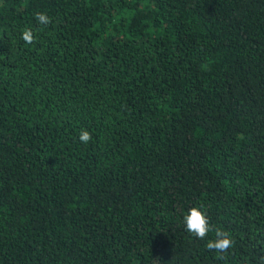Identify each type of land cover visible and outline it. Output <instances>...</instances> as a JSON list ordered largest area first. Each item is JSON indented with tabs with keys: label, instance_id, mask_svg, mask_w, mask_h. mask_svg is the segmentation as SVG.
<instances>
[{
	"label": "trees",
	"instance_id": "trees-1",
	"mask_svg": "<svg viewBox=\"0 0 264 264\" xmlns=\"http://www.w3.org/2000/svg\"><path fill=\"white\" fill-rule=\"evenodd\" d=\"M262 256L264 0H0V264Z\"/></svg>",
	"mask_w": 264,
	"mask_h": 264
},
{
	"label": "clouds",
	"instance_id": "clouds-1",
	"mask_svg": "<svg viewBox=\"0 0 264 264\" xmlns=\"http://www.w3.org/2000/svg\"><path fill=\"white\" fill-rule=\"evenodd\" d=\"M35 19L39 25L43 26H48L52 23L51 18L43 12H37L35 14ZM21 38L26 44H33L36 41L34 31L28 27L22 30ZM91 139L92 136L86 129L80 131L79 140L81 142L87 144ZM202 208V205L199 207L193 206L189 208L183 216V223L186 231L200 240H204L209 232L213 231L210 226L209 217L206 215L205 211H202ZM214 231L215 236L213 239L208 240L207 248L215 251L218 254V259L224 260L226 254L233 247L234 240L227 231H222L220 229H215ZM258 264H264V256L260 257Z\"/></svg>",
	"mask_w": 264,
	"mask_h": 264
}]
</instances>
